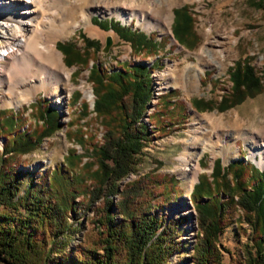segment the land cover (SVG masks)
I'll return each instance as SVG.
<instances>
[{
  "label": "rangeland",
  "instance_id": "rangeland-1",
  "mask_svg": "<svg viewBox=\"0 0 264 264\" xmlns=\"http://www.w3.org/2000/svg\"><path fill=\"white\" fill-rule=\"evenodd\" d=\"M45 1L46 14L64 11L63 0ZM71 2L74 3L76 20L79 21L80 15L83 14L86 21L80 22L79 26L70 29L68 33L64 32L69 26L67 21L63 29L57 25L55 28L48 26V39L55 43V47L60 42L70 41L76 48L82 50L85 48L83 40L78 35L80 32L84 37L95 40L99 50L95 53L87 50L83 64L66 65L63 54L56 48L62 56L64 68L70 71L69 79L58 83L55 88L41 87L38 84L30 88L25 87L24 95L18 97L20 104L0 105V110L8 109L15 114L17 123L20 124L17 127L19 131L24 129L30 131L34 125L39 126L41 121L37 117L38 109L50 108L56 111L57 116V126L51 134L43 137L29 152L7 157V163L35 179L40 173H49L54 166L64 167V158L68 150L73 149L76 154L86 155L82 162L85 160L92 162L88 166L89 171L95 169L96 164L90 154L89 145L92 142L100 143L105 129L92 110L93 84L88 77L91 64L95 63L103 70L111 72L118 70L121 64L150 65L154 62L150 75V95L141 116V121L145 122L148 129L153 130L150 133V140L142 148L141 153L136 155L135 170L118 183L120 193L106 197L111 200V204L117 203L122 197L121 192L131 189L128 184L138 182L137 187L142 185V182L138 181L142 175L176 178L172 197L179 196L173 198L167 206L156 210L166 219L180 218L182 221L173 232L172 241L177 249L168 257L165 264H192V245L197 237L196 213L189 199L193 183L201 175L210 179L209 174L215 158H219L222 165L233 160L254 165L255 158L249 156L250 147L254 144L250 137L257 136L256 140H264V0H71ZM184 4L188 6L193 18L191 30L195 43L192 47L179 44L171 33L172 10ZM114 9L122 10L124 15L130 10L144 11L147 17L145 21L136 17L128 22L108 12ZM95 18L105 21L116 20L131 32H143L155 40L158 46L156 50L150 52L137 51V48L131 47L111 29L103 30L92 24L91 19ZM106 36L110 37V45L107 51L103 52ZM211 47L214 50H223L226 57L219 66L202 65V71L198 74L195 66L198 63V56H204L202 53ZM243 60H247L255 74L259 76L260 92L252 97H245L240 103L227 109H216L214 104L230 90L229 68L236 61ZM2 87L3 92H6V86ZM17 92L22 93L21 88ZM167 99L169 101H166ZM196 99L210 100L213 106L210 109H198L192 104V100ZM217 120H223L224 124H218ZM219 134L229 146L208 147L207 141ZM77 138L83 139L82 147L77 144ZM90 139L93 141L90 142ZM4 142V136L0 135V151ZM181 158H184L186 163L182 162ZM195 163L197 180L194 182L185 168L186 166L190 168L189 166ZM255 165L256 169L263 170L258 164ZM74 170H77V166L73 168ZM246 173H249V166ZM83 176L85 180L83 184L89 191L93 187L88 179L89 174L85 173ZM28 177L22 182V188ZM159 189V187L154 189L153 194L156 197ZM21 193L20 189L19 194ZM74 200L75 209L68 214V233L52 246L51 257L60 258L64 264H69L70 261L66 258H69L74 250L86 248L95 240L98 229L96 220L102 211L104 201L101 197L89 202L87 194L84 193L78 194ZM155 201L157 199L152 201V205ZM113 211L117 216L118 210ZM229 212L228 223L217 238L218 264H244L252 232L250 226L241 219V211L238 208ZM80 260L83 264L82 259ZM0 264L7 263L0 261Z\"/></svg>",
  "mask_w": 264,
  "mask_h": 264
},
{
  "label": "trees",
  "instance_id": "trees-1",
  "mask_svg": "<svg viewBox=\"0 0 264 264\" xmlns=\"http://www.w3.org/2000/svg\"><path fill=\"white\" fill-rule=\"evenodd\" d=\"M172 11L173 38L183 46L192 47L195 43L191 30L193 18L188 6L184 4ZM91 23L103 30L111 29L137 51L150 52L158 46L143 32H131L116 20L95 18ZM78 35L86 50L76 48L70 41L56 45L66 65L83 64L87 50L94 53L99 50L95 40L80 32ZM154 65V62L150 65L121 64L118 70L107 72L95 63L91 64L88 77L93 84L92 110L105 132L100 143L89 145L96 164L90 171L88 166L92 162H82L86 155L76 154L73 149L68 150L64 167L54 166L49 173H40L35 179L25 171L9 166L7 157L29 152L56 129L57 116L50 108L38 109L39 126L34 125L30 131H19L15 114L8 109L0 110V135L5 138L0 151V261L7 264H64L60 258L51 257L52 246L68 233V214L75 209L74 198L84 193L89 202L102 197V211L96 220L95 240L86 248L74 250L66 258L69 264H80V259L83 264L166 263L177 249L172 241L173 232L182 221L180 218L166 219L156 210L179 196L172 197L176 178L142 175L138 180L142 185L137 187L138 182L128 184L131 189L122 191L117 203L111 204L106 197L120 193L118 183L135 170V157L150 140L153 130L141 121V116L150 95V75ZM228 78L231 82L229 92L214 104L218 110L260 92V78L247 60L236 61L228 70ZM192 104L198 109L213 106L210 100L203 99L192 100ZM76 142L82 147L84 141L77 138ZM76 166L77 170L73 171ZM248 166L249 173H246ZM85 173L89 174L88 179L93 185L89 191L83 184ZM209 177H198L190 191L197 228L192 264H218L217 238L228 223L229 211L235 208L241 211V219L252 232L244 264H264V172L251 163L233 160L222 165L220 159L215 158ZM156 187L160 188L157 197L153 194ZM154 199L157 201L152 205Z\"/></svg>",
  "mask_w": 264,
  "mask_h": 264
},
{
  "label": "bare ground",
  "instance_id": "bare-ground-1",
  "mask_svg": "<svg viewBox=\"0 0 264 264\" xmlns=\"http://www.w3.org/2000/svg\"><path fill=\"white\" fill-rule=\"evenodd\" d=\"M44 2L46 1L0 0V105L17 106L20 104L18 97L24 95L25 87L30 88L38 84L41 87L55 88L58 83L69 79L70 71L64 68L62 56L56 50L55 43L48 39L47 29L48 26L55 28L56 25L63 29L67 21L69 26L64 29V32L68 33L70 29L79 26L80 22L84 23L86 16L79 14L81 19L76 20L74 3L71 0H63V12L56 11L48 15L45 12L46 3ZM108 12L128 22L136 17L138 20L145 21L147 17L144 11L130 10L125 15L122 10L118 9ZM202 54L204 56H198V63L195 64L198 74L202 71V65L219 66L226 57L223 50H214L213 47ZM6 62L9 65L5 64ZM3 85L7 88L6 92H3ZM20 88L22 93L17 92ZM217 123L224 124V121L217 120ZM256 137H250L254 144L250 147L249 156L255 158L258 166L264 170V140H256ZM212 138L207 141L208 147L225 148L229 146L221 134ZM181 161L186 163L184 158H181ZM189 167L186 166L185 171L189 172L190 179L195 182L197 179L196 163Z\"/></svg>",
  "mask_w": 264,
  "mask_h": 264
},
{
  "label": "water",
  "instance_id": "water-1",
  "mask_svg": "<svg viewBox=\"0 0 264 264\" xmlns=\"http://www.w3.org/2000/svg\"><path fill=\"white\" fill-rule=\"evenodd\" d=\"M109 45H110V37L106 36L105 41H104V47H103L102 51L106 52ZM254 165H255V163H254Z\"/></svg>",
  "mask_w": 264,
  "mask_h": 264
}]
</instances>
